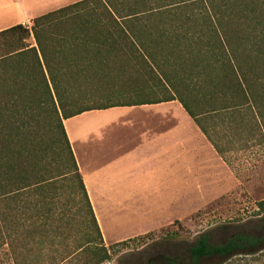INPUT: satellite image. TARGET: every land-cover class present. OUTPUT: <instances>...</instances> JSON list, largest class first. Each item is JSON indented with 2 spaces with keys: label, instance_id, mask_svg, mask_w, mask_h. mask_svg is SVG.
Here are the masks:
<instances>
[{
  "label": "trees",
  "instance_id": "obj_1",
  "mask_svg": "<svg viewBox=\"0 0 264 264\" xmlns=\"http://www.w3.org/2000/svg\"><path fill=\"white\" fill-rule=\"evenodd\" d=\"M31 21L0 30V251L12 264H101L127 243L104 242L68 117L178 99L225 161L232 141L264 143V0H78ZM124 69L143 70L148 91L100 103ZM257 207L264 213V199ZM259 254L264 233L220 243L203 233L185 257L147 264H250Z\"/></svg>",
  "mask_w": 264,
  "mask_h": 264
},
{
  "label": "crops",
  "instance_id": "obj_2",
  "mask_svg": "<svg viewBox=\"0 0 264 264\" xmlns=\"http://www.w3.org/2000/svg\"><path fill=\"white\" fill-rule=\"evenodd\" d=\"M76 1L0 0V30ZM64 125L106 246L138 234L107 240L103 219L162 228L152 221L187 196L196 162L207 178L208 156L222 158L178 99L90 109Z\"/></svg>",
  "mask_w": 264,
  "mask_h": 264
},
{
  "label": "rangeland",
  "instance_id": "obj_3",
  "mask_svg": "<svg viewBox=\"0 0 264 264\" xmlns=\"http://www.w3.org/2000/svg\"><path fill=\"white\" fill-rule=\"evenodd\" d=\"M142 72L141 69H124L113 75L110 82L103 83L104 98L98 101L140 99L141 94L148 91ZM127 79L139 86L138 94L124 86ZM232 142L236 148L226 152L228 162L219 155L215 161L208 156L207 178L205 167L198 170L196 162L193 184L187 187V196L174 204L170 210L172 216L152 221V227L162 228L140 234L137 233L143 230L140 218L103 219L107 240L138 235L125 239L126 244L116 245L110 250L111 258L101 264H147L160 255L185 257V252L203 233L209 234L211 241L217 243L235 232L264 233V213H258L257 207V202L264 199V143L241 148L239 139ZM223 144L228 146V142ZM79 257L64 264H79ZM255 257V260L248 258L250 264H264V254ZM243 263L240 260L234 262ZM0 264H12L3 250L0 251Z\"/></svg>",
  "mask_w": 264,
  "mask_h": 264
}]
</instances>
